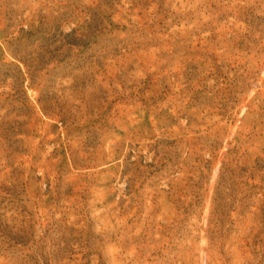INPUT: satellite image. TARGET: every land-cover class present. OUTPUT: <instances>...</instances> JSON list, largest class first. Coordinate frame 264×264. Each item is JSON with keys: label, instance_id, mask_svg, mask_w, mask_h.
I'll use <instances>...</instances> for the list:
<instances>
[{"label": "rangeland", "instance_id": "obj_1", "mask_svg": "<svg viewBox=\"0 0 264 264\" xmlns=\"http://www.w3.org/2000/svg\"><path fill=\"white\" fill-rule=\"evenodd\" d=\"M0 264H264V0H0Z\"/></svg>", "mask_w": 264, "mask_h": 264}]
</instances>
